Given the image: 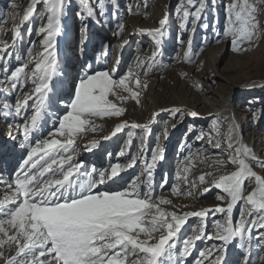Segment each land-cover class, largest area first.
I'll return each mask as SVG.
<instances>
[{
    "label": "snow or ice",
    "instance_id": "obj_1",
    "mask_svg": "<svg viewBox=\"0 0 264 264\" xmlns=\"http://www.w3.org/2000/svg\"><path fill=\"white\" fill-rule=\"evenodd\" d=\"M41 3L45 8V22L36 31V35L42 37L41 51L37 53L30 47L26 52L27 59L10 69L7 61L15 55L16 42L23 39L21 27L31 25L34 17H41L36 12ZM70 5L71 0H31L19 24L12 29V44L0 39V72H3L0 87L5 93H19L14 105L4 103L0 107L7 110L6 117L12 120L20 117L22 123L8 122V135L15 140L22 131L20 147L27 149L11 175L0 174V185L12 193L0 200V264H190L189 257L193 258L191 264H264V175L258 174L247 161L256 160L261 168H264V162L258 161L247 146H240L236 124L230 117L225 118L228 136L224 151H220L221 143L211 133L201 131L196 137L198 141L207 139V143L217 150L212 153L217 158L209 167L214 164L218 168H233L218 177L213 172L198 177L200 184L208 183L207 177L213 178L212 187L218 190L215 198L220 202L214 208L182 214L167 210L165 206L174 207L173 200L156 194L153 179L157 163L165 158V149L159 143L152 150L150 162L145 160L144 172L140 174L145 179L140 180L137 176L126 184L121 183L124 180L121 173L135 166V155L123 165L117 162L101 168L93 165L90 169L74 158L78 152L76 137L98 130L95 118H119L126 112L120 104L129 99L140 103V94L148 87L140 77L148 75L161 55L169 17L165 14L158 22L159 26L148 31L147 34L154 37L155 50L149 58H137L140 71L129 68L117 77V61V66L111 68L93 67L87 63L79 74L70 75L66 70L67 62L60 59L58 42L68 30L64 19ZM80 5L76 15L81 22V51L88 44L90 21L107 26L109 18H115L114 35L125 30L119 0H80ZM11 7L18 5L13 3ZM140 7L138 4L133 8L129 4L126 10L130 15L139 14ZM192 8L194 11H190ZM260 9L257 0H230L225 6L226 26L222 33H217L215 42L230 38L234 52L251 50V46L264 36V24L258 18ZM205 11L206 0H182L176 9L180 28L186 31L191 17L194 32ZM18 15L14 13L11 18L15 20ZM144 15L147 16V11ZM3 20L0 17V23ZM202 26L209 27L207 23ZM27 32L31 35L32 27H28ZM177 39L179 44H184L179 36ZM244 44L249 47H242ZM191 45L192 38L189 37L188 51L184 53L188 63L193 62ZM29 80L31 91L27 90ZM133 84L134 87L130 86ZM197 87L202 88V85ZM58 89L64 91L56 100ZM54 106H58L53 113L56 122L48 133L52 138L38 139L33 144V133L40 130L41 122ZM61 108L62 112L59 111ZM162 111L182 116L185 110L177 107ZM188 114L194 118L199 115L196 111ZM158 115L153 113V119ZM129 126L143 130L139 137L143 152L144 142L151 133L148 124L129 125L123 121L103 139L108 140ZM172 127L175 128V124ZM192 128L189 126L190 132ZM212 129L219 135L221 121L215 116ZM162 134L167 138V127ZM132 136L133 133L128 132V145L132 144ZM95 145L96 141H93L85 150L91 151ZM225 156L226 159L220 158ZM193 159L191 153L184 157L185 166L176 172L172 194L192 195L191 191L182 192L179 184L189 183L188 165ZM167 184V178L163 179L160 189ZM142 185L146 190H142ZM192 187L196 184L192 183ZM212 187L204 188L203 194L211 192ZM238 205L239 213L234 219ZM210 213L222 216V219L213 220L212 232L207 231L206 225ZM190 217L201 218V224L193 226L191 234L181 239L182 229ZM198 241L213 243L199 249Z\"/></svg>",
    "mask_w": 264,
    "mask_h": 264
},
{
    "label": "rangeland",
    "instance_id": "obj_2",
    "mask_svg": "<svg viewBox=\"0 0 264 264\" xmlns=\"http://www.w3.org/2000/svg\"><path fill=\"white\" fill-rule=\"evenodd\" d=\"M181 2L182 0H119L120 15L124 20L125 30L118 36L114 35L115 18H109L107 26L97 25L94 21H90L88 44L86 49L81 51V22L76 15L81 5L80 0H71L64 19L68 30L58 38L60 59L62 62H67L66 70L70 75L79 74L87 63H91L93 67L111 68L117 66L116 62L119 61L116 73L118 77L125 74L129 68L140 71L137 58H149L155 50L154 37L147 33L157 28L159 20L168 14L169 19L163 37L161 55L157 58L155 67L149 70L148 75L142 74L140 77L148 84L147 89L140 94V103L137 104L129 99L120 104L119 106L126 109L122 117L95 118L98 130L86 132L82 137H76L78 152L74 158L83 161L84 168L90 169L93 165L101 168L117 162L123 165L135 155L137 157L135 166L121 173L124 177L121 183L126 184L137 176L140 180L145 179L140 175L144 172L145 160L150 162L152 150L159 143L165 149V158L157 163L153 172L154 187L157 195L173 200L174 207H165L168 211L177 210L178 214L185 211L214 208L220 202L215 198L218 190L212 187L213 178L207 177L209 182L200 184L198 177L207 172H213L218 177L226 171L233 170L232 166L224 169L213 164L209 167V164L217 158L212 156V153L217 150L207 143V139L198 141L196 137L201 131L206 134L211 133L213 138L221 143L220 151H224L228 136L227 124L225 119L220 120L221 129L217 135L212 129L213 117L206 107L191 100L190 93L196 95L199 91L205 90L204 92L209 95L208 103H214L221 96L229 98L230 108L227 117H230L236 124V135L240 140V146H247L258 161L264 162V36H261L258 42L251 46V50L236 53L232 50L230 38L222 39L219 43L215 42L217 33H222L226 26L225 6L230 3V0H206V11L195 25L194 32L190 22L191 17L188 29L184 31L180 28L181 20L176 14V9ZM13 3L18 7L12 8ZM30 3L31 0H0V17L4 18L0 23V39H6L9 44H12V29L19 24L20 17ZM257 3L261 4L258 18L264 24V0H257ZM129 4L133 8L139 4L141 6L139 14H128L126 9ZM145 11H147V16L144 15ZM190 11H194V8ZM36 12L40 13L41 17H34L31 25L25 24L21 27L23 39L16 42L15 55L7 61L10 69H14L27 59L26 52L30 47H34L37 53L41 51L42 37L37 36L36 31L39 25L45 22L43 19L45 8L42 3L37 5ZM14 13L19 14L15 20L11 18ZM204 23L209 25L207 29L203 28ZM28 27L33 29L31 35L27 32ZM141 30H144L143 34ZM178 36L184 41L183 45L178 43ZM189 37L192 38V63L184 60V53L188 51ZM125 41H127L126 44ZM242 47L247 48L249 45L244 44ZM106 52L107 56H105ZM0 78H3V72H0ZM197 85H202V88ZM130 86L134 87V84ZM31 89L32 85L29 80L27 90L31 91ZM63 91L64 89H58L54 99L58 100ZM18 97L19 93H5L0 87V106L4 103L14 105ZM65 99H67L66 96ZM29 103L31 104V101ZM57 107L54 106L50 110V114L41 122L40 130L33 133V144L38 139L52 138L48 133L53 130L52 126L56 122V116L53 113L57 111ZM177 107L185 110L182 116L180 114L173 116L169 111H162ZM6 111L0 107V174L8 177L16 170L21 158L26 155L27 149L20 147L22 131L17 134L15 140L9 138L8 122L22 123V121L20 117H16L15 120L6 117ZM59 111L62 112L63 109ZM191 111H196L199 115L194 118L188 114ZM153 113H159V115L153 119ZM30 114L31 109L29 108L28 115ZM123 121H127L129 125L138 123L150 126L151 133L144 142L143 152H141L139 139L143 135V130L140 128L132 129L129 126L116 136L108 140L103 139L104 136H110L117 123ZM173 124L175 128L172 127ZM189 126H193L191 132ZM165 127L168 130L167 138L162 134ZM130 131L133 133L132 144L128 145V132ZM93 141H96V145L92 150H85V147L91 145ZM121 151L124 155H120ZM189 153L194 158L193 163L188 165L189 183L187 185L180 183L179 187L182 192L191 191L192 195H174L171 192V185L176 182V172L185 166L183 160ZM205 157L208 159L205 160ZM220 158L226 159L227 157ZM247 162L258 174L264 175V168L259 167L256 160ZM165 178L168 184L161 190L159 185ZM82 179L87 178L82 177ZM192 183H195L196 187H192ZM206 187H212V191L203 194ZM142 190H146L143 185ZM11 194V191L4 185H0V200ZM239 207L238 205L234 212V219L238 216ZM214 219H222L221 214L212 215L210 213L206 218L208 232L214 231L212 227ZM200 224L201 218L190 217L182 229L181 239L191 234L193 226L199 227ZM211 243L213 242L198 241L197 247L202 249L206 244ZM192 259L189 257L190 264Z\"/></svg>",
    "mask_w": 264,
    "mask_h": 264
},
{
    "label": "bare ground",
    "instance_id": "obj_3",
    "mask_svg": "<svg viewBox=\"0 0 264 264\" xmlns=\"http://www.w3.org/2000/svg\"><path fill=\"white\" fill-rule=\"evenodd\" d=\"M204 91H199L196 95L190 93L189 95L191 96V100H195L198 104L206 107L212 117L215 116L219 118V120L225 119L230 108L229 98L221 96L219 99L214 101V103H208L209 95Z\"/></svg>",
    "mask_w": 264,
    "mask_h": 264
}]
</instances>
